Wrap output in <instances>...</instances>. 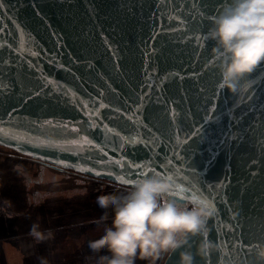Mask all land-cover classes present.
Here are the masks:
<instances>
[{"label":"water","instance_id":"1","mask_svg":"<svg viewBox=\"0 0 264 264\" xmlns=\"http://www.w3.org/2000/svg\"><path fill=\"white\" fill-rule=\"evenodd\" d=\"M228 2L0 0V147L129 189L172 177L170 198L217 209L219 251L195 264H256L264 62L236 94L218 86L205 37Z\"/></svg>","mask_w":264,"mask_h":264},{"label":"clouds","instance_id":"2","mask_svg":"<svg viewBox=\"0 0 264 264\" xmlns=\"http://www.w3.org/2000/svg\"><path fill=\"white\" fill-rule=\"evenodd\" d=\"M206 35L215 43L213 52L220 53L218 86L236 94L241 82L264 62V0H229L211 18ZM174 187L168 176L152 174L133 181L126 194L96 197L98 207L112 210L103 235L88 242L92 253H108L99 256L98 264H136L137 260L164 264L173 254L178 256L176 264H195L197 257L207 262L219 251L208 239L209 221L217 209L204 202L170 198ZM236 215L233 212L231 218ZM107 219L105 211L101 220ZM29 235L39 243L52 239L54 233L34 222ZM254 258L256 264H264V243L254 245Z\"/></svg>","mask_w":264,"mask_h":264},{"label":"rangeland","instance_id":"3","mask_svg":"<svg viewBox=\"0 0 264 264\" xmlns=\"http://www.w3.org/2000/svg\"><path fill=\"white\" fill-rule=\"evenodd\" d=\"M129 190L49 169L0 147V264H98L108 253H92L88 242L103 235L112 210L98 207L96 197ZM105 211L108 219L101 220ZM34 222L52 230L53 238L36 242L29 235Z\"/></svg>","mask_w":264,"mask_h":264},{"label":"snow or ice","instance_id":"4","mask_svg":"<svg viewBox=\"0 0 264 264\" xmlns=\"http://www.w3.org/2000/svg\"><path fill=\"white\" fill-rule=\"evenodd\" d=\"M192 39L193 40H195L196 39V37H192ZM205 39H207V37H205ZM104 105H101V107H103ZM85 142H87V140H85ZM152 143L154 144L155 143V141H152ZM148 147H149V151L151 150V144H148L147 145ZM79 170H81V171H85L86 169H79ZM100 173H97V175H99ZM170 179H172V177H169ZM120 182L121 183H124V182H127L126 181V177H121L120 178ZM178 188H179V186H178ZM179 191H181V192H183V191H185L183 188H179ZM204 203H206V202H204Z\"/></svg>","mask_w":264,"mask_h":264},{"label":"flooded vegetation","instance_id":"5","mask_svg":"<svg viewBox=\"0 0 264 264\" xmlns=\"http://www.w3.org/2000/svg\"><path fill=\"white\" fill-rule=\"evenodd\" d=\"M41 163H42V162H41ZM42 165L45 166V167H48L49 169H53V170H56V171H59V172H64V171H62L63 169H57V168L52 167V166H50V165H47V164H45V163H42ZM65 171H69V170H65ZM71 172H72V170H71ZM72 173L75 174V175H78V176L87 177V176H84V175L77 174V173H75V172H72ZM113 185H114V184H113Z\"/></svg>","mask_w":264,"mask_h":264},{"label":"trees","instance_id":"6","mask_svg":"<svg viewBox=\"0 0 264 264\" xmlns=\"http://www.w3.org/2000/svg\"><path fill=\"white\" fill-rule=\"evenodd\" d=\"M15 153V152H14ZM37 162H39V161H37ZM41 163V162H40ZM62 171H64V172H70L71 173V171H65V170H62Z\"/></svg>","mask_w":264,"mask_h":264}]
</instances>
